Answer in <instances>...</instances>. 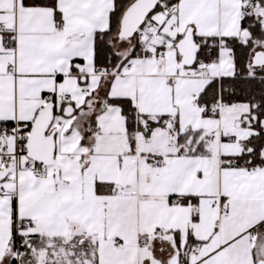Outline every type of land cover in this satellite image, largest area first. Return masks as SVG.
Segmentation results:
<instances>
[{
  "label": "snow or ice",
  "instance_id": "obj_1",
  "mask_svg": "<svg viewBox=\"0 0 264 264\" xmlns=\"http://www.w3.org/2000/svg\"><path fill=\"white\" fill-rule=\"evenodd\" d=\"M0 264H264V0H0Z\"/></svg>",
  "mask_w": 264,
  "mask_h": 264
}]
</instances>
